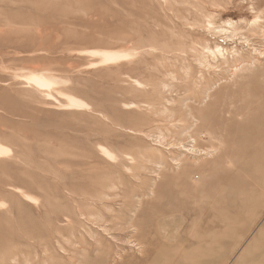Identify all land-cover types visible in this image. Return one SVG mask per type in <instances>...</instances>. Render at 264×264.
Returning a JSON list of instances; mask_svg holds the SVG:
<instances>
[{
    "label": "rangeland",
    "instance_id": "rangeland-1",
    "mask_svg": "<svg viewBox=\"0 0 264 264\" xmlns=\"http://www.w3.org/2000/svg\"><path fill=\"white\" fill-rule=\"evenodd\" d=\"M263 177L264 0H0V264H264Z\"/></svg>",
    "mask_w": 264,
    "mask_h": 264
},
{
    "label": "bare ground",
    "instance_id": "bare-ground-1",
    "mask_svg": "<svg viewBox=\"0 0 264 264\" xmlns=\"http://www.w3.org/2000/svg\"><path fill=\"white\" fill-rule=\"evenodd\" d=\"M258 24H259V23H258ZM259 28H260V27H259ZM227 70H228V69H227ZM227 70H226V71H227ZM227 72H228V71H227ZM196 152H197V151H196ZM162 178H163V177H162ZM263 179H264V177H263ZM172 180H173V179H172ZM176 180H177V179H176ZM176 180L174 179L175 182H177ZM174 181H173V182H174ZM179 185H180V184H179ZM181 186H182V185H181ZM177 187H178V186H177ZM183 187H184V186H182V188H183ZM184 188H185V187H184ZM192 198H193V197H192ZM195 202H196V200H195ZM245 202H246V201H245ZM243 203H244V202H243ZM244 204H245V203H244ZM239 213H240V212H239ZM163 225L165 226V224H163ZM194 231H195V230H194ZM195 232H196V231H195ZM195 237H196V236H195ZM154 251H155V250H154ZM150 254H151V253H150ZM153 254H154V253H153ZM181 254H182V253H181ZM180 256H181V255H180ZM180 256H179V257H180ZM263 256H264V255H263ZM176 257H177V256H176ZM172 258H173V257H172ZM263 258H264V257H263ZM174 259L176 260V258H174ZM179 259H180V258H179ZM177 260H178V259H177ZM261 260H263V259L261 258ZM172 261H173V260H172ZM178 261H179V260H178ZM170 262H171V261H170ZM173 262H174V261H173ZM169 264H170V263H169ZM173 264H174V263H173Z\"/></svg>",
    "mask_w": 264,
    "mask_h": 264
}]
</instances>
